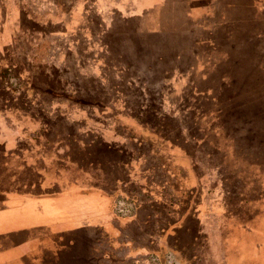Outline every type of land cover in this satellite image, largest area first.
Listing matches in <instances>:
<instances>
[{
    "label": "rangeland",
    "instance_id": "374dc122",
    "mask_svg": "<svg viewBox=\"0 0 264 264\" xmlns=\"http://www.w3.org/2000/svg\"><path fill=\"white\" fill-rule=\"evenodd\" d=\"M94 1L37 2L65 10L63 20L52 10L37 14V5L25 4L15 51H0V65L12 62L11 55L42 64L22 83L13 75L3 82L19 93L16 100L0 89V108L20 109L3 110L0 131L10 128V141L25 131L18 144L0 136V184L26 180L34 192H60L62 207L99 208L103 222L118 196L173 214L171 206L183 211L191 199L179 190L186 172L172 163L175 150L184 149L200 178L192 202L213 211L209 220L228 219L230 227L222 230L231 231V240L237 226L250 230L244 235L261 240L257 255L264 264V0H193L192 19L184 0H167L148 10L139 28L137 19L122 16L137 5L123 4L120 12V5L102 4L107 10L100 12ZM242 1L235 29L221 24L226 5ZM252 34L258 38H249ZM28 81L43 88H25ZM48 87L59 98L50 101L40 93ZM144 189L147 193L137 196ZM112 194L118 196L109 205ZM49 198L38 201H54ZM153 214L143 232L128 224L139 243L144 233H158L156 220L162 227L169 222ZM87 231L104 235L107 229L101 224ZM150 240L145 250L157 249ZM229 242L226 237L220 254L214 252L219 264H239ZM198 244L203 252L194 264H212L203 234ZM170 246L187 260L186 251ZM240 256L245 257L243 248Z\"/></svg>",
    "mask_w": 264,
    "mask_h": 264
},
{
    "label": "crops",
    "instance_id": "0c3cea01",
    "mask_svg": "<svg viewBox=\"0 0 264 264\" xmlns=\"http://www.w3.org/2000/svg\"><path fill=\"white\" fill-rule=\"evenodd\" d=\"M207 1L209 3V0ZM221 1H226L227 3L230 0ZM37 2L41 3V0H0V51L13 47V38L17 30L16 23L17 20L19 21L23 18V11L26 10L25 4H30V6L37 5L33 8V11L37 12V14L44 11L45 15V11L52 10L59 14L58 16L62 20L64 19L65 14L62 13L65 10L62 8L46 6L45 9ZM166 2L167 0H95L93 4L100 12L107 10L106 6L102 4H117L120 7L123 4L137 5V10L127 9L124 11L125 15L122 14V16H124V20L137 19L138 21L135 24L136 28H139L148 19L145 13L150 8ZM184 2L189 5L186 14L192 19L195 11L190 3L193 0H184ZM230 3L226 5L227 11L225 9V11L221 12L223 13L220 18L222 20L221 24L226 22L233 24V20L239 21L241 18L239 15L236 16L234 14L236 12L239 14L240 8L238 9V7L243 1ZM61 4H64V2L61 1ZM121 9L122 7L117 10L122 12ZM230 12L232 13L231 18L227 14H230ZM252 18L255 21L259 20L256 16ZM38 46L39 43L35 45V48ZM2 112L3 110L0 109V116H2ZM7 129L10 133V128ZM23 131L20 137L23 135ZM9 133L0 131V136H2L4 141L9 140L11 136ZM20 137L9 141L12 144L15 141V144H18ZM183 153H180L181 156L179 155L178 161L172 163L180 172L184 169L187 174L183 180L184 184L182 183L179 190H185L190 195L191 199L188 206L183 211L180 210L179 205L171 206L173 214H166L165 211H154L149 206H146L147 204L144 203V200H140L141 202L136 204L137 206L134 208L132 214L134 217L124 222L125 225H119V220L113 217L111 219L114 206L112 210L111 207L110 209L107 207L106 212L109 214V219L108 221L104 219L103 222L100 216L102 211L99 208L89 209L78 203L72 208L70 205L62 207V204L65 205V200L59 198L62 195L60 192L47 193L46 195L42 194V191L34 192L30 183L26 180L23 183H19V180H12V182L7 180L8 184H0V217L2 218L0 223L4 221L0 226V264H152L149 254L155 253L162 256L165 249L173 251L181 264H194L201 258L197 256V253L203 252V246L198 244L200 234L204 235L205 247L207 250L209 249L205 253L206 259L207 261L211 259L212 264H219L214 252L217 251L220 254V248L226 242V237H229L232 242L228 243V245H231L228 247L234 257L237 255L239 264H262V260L257 255L261 240L247 239L246 235H244V233L250 235V230L245 231L242 225L237 226V235L231 240V231H228V235L227 231L224 233L222 230L223 227H230L231 222L228 219L227 221L209 220L213 211L205 212L197 202H192V196L199 185L200 178L196 172L195 163L189 157L190 155L187 156L185 152ZM187 180H189L188 184L185 182ZM146 191V189L137 191L138 195H136L141 197V195L147 193ZM45 196L54 197V201H38L49 198ZM110 200L108 199L109 205ZM35 203H37V206ZM2 204L3 206H1ZM143 210L146 211L144 215L141 214ZM44 213L46 214L44 215ZM151 213H154V219H157L158 215L159 217L172 218V220L163 227L156 220L154 228L158 229L156 230L158 233H144L139 243V239L129 231L127 225L133 223L135 229L137 228L139 232H143L145 225L150 221L149 216ZM225 223L228 225L224 226ZM43 224L44 227L42 229L37 228ZM101 224H104L107 229L104 235L88 234L87 230L96 226L100 227ZM50 231L51 233L48 236L38 235L41 232ZM81 231L82 235L77 234ZM52 232L56 234H52ZM150 239L155 240L157 249L150 248L145 250V246L149 244ZM169 242L170 244L178 245L183 252L186 251L187 254L183 255L186 256L187 260L180 256L178 250L173 249ZM235 242L238 243V247H232ZM241 245H243L245 257L240 256ZM251 252L255 256L247 257L246 255H251ZM222 258L223 256L219 259L221 260Z\"/></svg>",
    "mask_w": 264,
    "mask_h": 264
},
{
    "label": "trees",
    "instance_id": "16d2710c",
    "mask_svg": "<svg viewBox=\"0 0 264 264\" xmlns=\"http://www.w3.org/2000/svg\"><path fill=\"white\" fill-rule=\"evenodd\" d=\"M224 25H225V27H227V26H229V25H231V27H230V29H235V26L233 27V24L232 23H230L229 24V22H226V23H224ZM254 37H256V38H258V35H253L252 34V36H249V38H254ZM246 38V37H245ZM247 39H248V37H247ZM237 43H239V42H237ZM236 43V44H237ZM39 46H41V45H39ZM39 46L37 47L38 49H39ZM31 49L33 50V47L31 46ZM10 50H12V51H10ZM45 50L47 51V50H50V48L48 47V48H45ZM5 51H9V52H14L15 50L12 48V47H10V48H7ZM12 56V62H9V64L8 65H0V89L1 90H5V91H9L10 92V94L12 95V99H14V100H16L17 99V97L15 96V95H18L15 91H13V90H9V88L7 87V83L8 82H6L5 83V85L6 86H3V82L6 80L7 81V78H9V75H13L14 77H17V78H19L20 79V81H19V83H22V82H24L23 80H24V77L25 76H27L26 78L28 79L29 78V76H30V73L31 72H33V71H31L32 69H38V68H40V66L42 65V64H40L39 63V61H34V59H31L30 58V56H27L26 57V59H25V61L24 62H20V61H15V58H14V56L13 55H11ZM20 66H21V69H20ZM22 70V71H21ZM36 76V75H35ZM37 77V76H36ZM26 87L25 88H30L31 90H33V89H38L39 87L42 89L43 87L42 86H38V85H35L34 84V86H33V82H30V81H28V82H26ZM33 86V87H32ZM38 86V87H37ZM47 89V90H46ZM45 90H41L40 91V93H42L43 92V94L47 97V96H49L48 98L50 99V101H53V100H55L56 98H59L58 97V93H56V92H54V91H51V89H49V87L48 88H46ZM29 91V90H28ZM29 93H27V95H28ZM60 94H62V93H60ZM29 95H32V93L31 94H29ZM42 103H39L38 105L39 106H42L41 105ZM17 108V109H16ZM0 109H2V110H10V109H12V110H14V111H16V110H20V109H18V107H15V106H11L10 107V109H8V108H5V109H3V108H0ZM153 135V140L154 141H156L157 140V136H159L158 135V133H153L152 134ZM173 145H176V147H177V143H173ZM182 146V145H181ZM183 147V146H182ZM184 148V147H183ZM182 152V154H184L183 152H185L186 154H187V156L189 155V153L187 152V151H185L184 149H183V151H181ZM174 154L175 155H173V160H172V162H176V161H178V157H179V155H180V153H178L177 152V150H175V152H174ZM179 154V155H178ZM181 156V155H180ZM187 184L189 183V180H187V181H185ZM117 194V193H116ZM116 194H112V196H111V198L110 199H112L113 197H114V195H116ZM118 195H116L115 197H117ZM189 203H190V200H189ZM188 203V204H189ZM135 204H137V203H135ZM137 206V205H136ZM111 207V210H112V208H113V205L112 206H110ZM112 216H113V218H115V219H117V220H119V221H125V222H127V221H129V220H131L133 217H134V215L132 216H126V217H122V216H118V215H116L113 211H112ZM172 220V218H169V222ZM130 224V223H129ZM128 226V225H127ZM166 250V249H165ZM165 250H164V252H165ZM175 255V254H174Z\"/></svg>",
    "mask_w": 264,
    "mask_h": 264
},
{
    "label": "built area",
    "instance_id": "2783aa9c",
    "mask_svg": "<svg viewBox=\"0 0 264 264\" xmlns=\"http://www.w3.org/2000/svg\"><path fill=\"white\" fill-rule=\"evenodd\" d=\"M131 199L132 198L118 196L114 203V213L122 217L131 216L134 211V201ZM149 257L152 264H180L179 260L170 250H166L162 256L150 253Z\"/></svg>",
    "mask_w": 264,
    "mask_h": 264
},
{
    "label": "flooded vegetation",
    "instance_id": "af4514ba",
    "mask_svg": "<svg viewBox=\"0 0 264 264\" xmlns=\"http://www.w3.org/2000/svg\"><path fill=\"white\" fill-rule=\"evenodd\" d=\"M136 207V204H134V208ZM174 253V252H173ZM175 257L177 258V256L175 255ZM181 264V263H180Z\"/></svg>",
    "mask_w": 264,
    "mask_h": 264
}]
</instances>
